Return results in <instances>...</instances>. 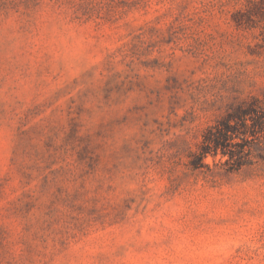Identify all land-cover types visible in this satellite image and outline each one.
I'll use <instances>...</instances> for the list:
<instances>
[{"label": "rangeland", "instance_id": "rangeland-1", "mask_svg": "<svg viewBox=\"0 0 264 264\" xmlns=\"http://www.w3.org/2000/svg\"><path fill=\"white\" fill-rule=\"evenodd\" d=\"M0 264H264V0H0Z\"/></svg>", "mask_w": 264, "mask_h": 264}, {"label": "trees", "instance_id": "trees-1", "mask_svg": "<svg viewBox=\"0 0 264 264\" xmlns=\"http://www.w3.org/2000/svg\"><path fill=\"white\" fill-rule=\"evenodd\" d=\"M216 145H218L217 143H215V147H216ZM222 154H224V152H222Z\"/></svg>", "mask_w": 264, "mask_h": 264}]
</instances>
